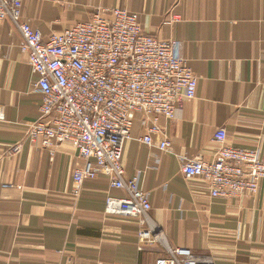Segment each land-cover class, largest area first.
<instances>
[{
    "label": "crops",
    "instance_id": "crops-1",
    "mask_svg": "<svg viewBox=\"0 0 264 264\" xmlns=\"http://www.w3.org/2000/svg\"><path fill=\"white\" fill-rule=\"evenodd\" d=\"M115 8L137 13L145 34L176 41L198 78L196 98L177 102L175 120L162 119L168 151L139 141L147 129L136 115L123 151L126 179L139 177L151 194V219L170 247L215 264H264V183L255 198L212 199L206 183L182 172L186 157L214 160L220 129L228 145L258 149L264 161V0H23L22 14L48 38ZM21 42L11 21L0 22V264H155L166 257L161 244L139 242V219L105 213L108 197L123 196L108 177L73 197V174L83 165L77 145L29 141L43 98Z\"/></svg>",
    "mask_w": 264,
    "mask_h": 264
},
{
    "label": "built area",
    "instance_id": "built-area-1",
    "mask_svg": "<svg viewBox=\"0 0 264 264\" xmlns=\"http://www.w3.org/2000/svg\"><path fill=\"white\" fill-rule=\"evenodd\" d=\"M22 8L23 0H0V22L11 21L20 32L21 49L43 98L41 118L29 125V141L48 148L77 145L83 165L73 174V197H81L88 181L108 177L123 196L108 197L105 213L139 219V242L161 244L167 253L155 264H215L212 256L169 246L151 219V194L140 187L139 177L126 179L122 163L137 114L143 115L147 129L139 141L168 151L171 143L162 119L175 120L177 102L197 96L198 78L179 56V44L145 34L139 15L124 8L100 11L91 21L47 38L23 18ZM214 141L218 150L213 161L183 159L185 178L201 179L212 199L259 196L264 183L259 150L228 145L226 129L217 131ZM151 162L158 170L160 159L152 157Z\"/></svg>",
    "mask_w": 264,
    "mask_h": 264
}]
</instances>
